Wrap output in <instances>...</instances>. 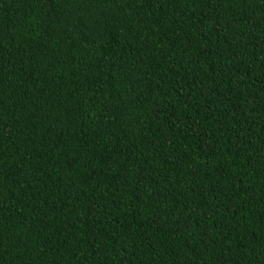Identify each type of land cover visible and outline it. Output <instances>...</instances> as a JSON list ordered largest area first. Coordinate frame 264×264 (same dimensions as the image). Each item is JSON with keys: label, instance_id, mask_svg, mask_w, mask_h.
Wrapping results in <instances>:
<instances>
[{"label": "trees", "instance_id": "trees-1", "mask_svg": "<svg viewBox=\"0 0 264 264\" xmlns=\"http://www.w3.org/2000/svg\"><path fill=\"white\" fill-rule=\"evenodd\" d=\"M0 264H264V0H0Z\"/></svg>", "mask_w": 264, "mask_h": 264}]
</instances>
